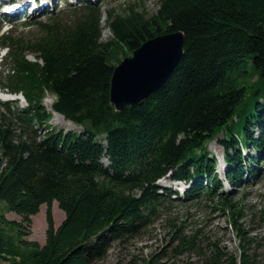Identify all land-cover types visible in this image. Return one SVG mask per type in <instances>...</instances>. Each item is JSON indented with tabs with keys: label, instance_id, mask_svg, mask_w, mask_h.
<instances>
[{
	"label": "trees",
	"instance_id": "1",
	"mask_svg": "<svg viewBox=\"0 0 264 264\" xmlns=\"http://www.w3.org/2000/svg\"><path fill=\"white\" fill-rule=\"evenodd\" d=\"M158 3L151 16L134 5L124 13L111 9L107 40L97 5L80 8L72 22L55 18L44 25L46 34L27 42L42 63L26 59L25 40L4 39L16 62L12 88L22 90L30 105L15 114L0 109V203L22 217L0 216V264H98L115 245L133 243L154 223L162 204L156 180L171 170L193 178L192 168L210 176V184L195 182L187 196H204L231 213L240 255L220 240H206L200 230L187 233L184 223L171 222L166 243L147 255L129 252L115 264H259L255 236L241 222L243 206L234 193L222 191L206 142L226 129L222 142L235 186L246 168L242 146H253L264 159V0ZM176 31L184 33L185 45L171 75L145 99L117 110L111 93L115 49L134 51ZM47 91L57 95L54 108L81 124L82 133L50 126L42 103ZM257 125L263 132L254 137ZM55 201L66 214L59 227ZM44 204L42 245L25 236Z\"/></svg>",
	"mask_w": 264,
	"mask_h": 264
},
{
	"label": "rangeland",
	"instance_id": "2",
	"mask_svg": "<svg viewBox=\"0 0 264 264\" xmlns=\"http://www.w3.org/2000/svg\"><path fill=\"white\" fill-rule=\"evenodd\" d=\"M129 5L136 6L138 10L144 11L148 16L154 14L159 8L158 0H102L101 25L103 28L102 35L104 40L112 36V32L107 25L109 11L115 9L116 12L124 13ZM62 17L71 19L72 12L70 11L66 16L64 15ZM50 18V15H46L37 18L35 22L21 21L15 24L14 29L17 30L18 34H22L28 38L38 37L43 33L41 22H49ZM115 53L116 54H113V63L116 65L115 67L120 65L125 58L133 55L132 50L121 45L115 49ZM28 57L33 60L36 59L34 54H28ZM55 99L56 96L54 94H46L43 103L49 111H52L51 103L53 105ZM25 104L23 100L19 101L20 106ZM236 117L239 118L240 114H237L234 120ZM235 122H237V119ZM16 123L20 125L18 122ZM50 124L56 129L63 128L76 132H80L83 129L80 125L64 118V116L61 118L55 114L52 116ZM252 131L254 137H259L263 132L262 127L259 125ZM225 136L226 129L222 132L220 131L213 139L208 140L206 142V149L211 156L217 159V170L221 176L225 193H234L236 195L235 201H239V205L241 207L243 206L244 217L241 219V222L251 231V235L255 236L256 243L252 248V252L258 254L259 264H264V159L262 157V152L254 149L253 146L241 147L244 160L243 164L246 165L243 181H249L252 184L233 187L226 182L225 174L222 170L223 161L227 152V148L222 142ZM220 163H222V165H220ZM260 168L261 171L257 172L255 175V177H257L256 179L253 177L254 171H258ZM159 184L165 188L170 186V188L175 189V184H172L169 178L160 180ZM47 208V205L44 204L41 207V211L33 216V224L30 226L32 233L25 236L26 239L39 241L42 245L46 243L48 228ZM53 212L56 227H59L64 221L66 214L65 211L60 208L57 201L53 204ZM2 214L9 220H22V217L16 212L10 211L4 202L0 203V216ZM230 214L231 213L227 210L224 212L218 211V209H215L212 200L205 198L197 200L179 199L171 203L165 201L160 205L159 215L149 227V230L140 234L133 243L115 245V247L110 250L109 256L98 264H115L119 259L125 258V255L129 252L136 254L144 253L145 255L150 254L157 246L166 243V238L167 240L170 238V231L172 230L171 222H177V224L184 223L187 233L200 230L203 234L202 236H204L206 240L209 238L220 240L222 245L227 246L229 250L240 255V237L232 225ZM4 226L7 231H12L17 234L16 228L14 230L6 224H4ZM16 244L21 245L24 251L28 250L26 245L21 243ZM16 249L17 247H15V250ZM13 252L14 251H12V254H14ZM192 258L197 260L198 255H192ZM3 264L12 263L11 261H4Z\"/></svg>",
	"mask_w": 264,
	"mask_h": 264
},
{
	"label": "water",
	"instance_id": "3",
	"mask_svg": "<svg viewBox=\"0 0 264 264\" xmlns=\"http://www.w3.org/2000/svg\"><path fill=\"white\" fill-rule=\"evenodd\" d=\"M182 31L164 33L145 41L131 57L118 65L112 78V101L116 109L135 104L160 88L184 53Z\"/></svg>",
	"mask_w": 264,
	"mask_h": 264
},
{
	"label": "bare ground",
	"instance_id": "4",
	"mask_svg": "<svg viewBox=\"0 0 264 264\" xmlns=\"http://www.w3.org/2000/svg\"><path fill=\"white\" fill-rule=\"evenodd\" d=\"M51 106H52V103H51ZM54 114H55L56 116H59V117H61V118L63 117V115H62V114H60V113H58V112H55V111H54ZM57 118H58V117H57Z\"/></svg>",
	"mask_w": 264,
	"mask_h": 264
}]
</instances>
